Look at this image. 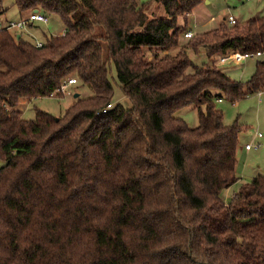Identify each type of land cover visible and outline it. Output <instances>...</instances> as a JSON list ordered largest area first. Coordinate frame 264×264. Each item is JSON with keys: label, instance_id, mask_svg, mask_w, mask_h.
<instances>
[{"label": "trees", "instance_id": "trees-1", "mask_svg": "<svg viewBox=\"0 0 264 264\" xmlns=\"http://www.w3.org/2000/svg\"><path fill=\"white\" fill-rule=\"evenodd\" d=\"M152 1L165 17L137 0H12L64 31L36 47L0 30V264H264V174L224 202L241 129L215 106L261 92L264 56L243 85L187 53L263 51L264 16L180 45L206 0ZM112 69L129 107L112 104ZM70 78L92 94L62 116L14 110L62 98ZM188 106L195 128L176 115Z\"/></svg>", "mask_w": 264, "mask_h": 264}, {"label": "rangeland", "instance_id": "rangeland-1", "mask_svg": "<svg viewBox=\"0 0 264 264\" xmlns=\"http://www.w3.org/2000/svg\"><path fill=\"white\" fill-rule=\"evenodd\" d=\"M208 3H207V2ZM200 3L189 17L185 24L186 30L190 29L195 34L210 31L218 28L222 21H227L229 15L237 19V23L242 24L248 19L260 18L264 16V0H206ZM138 6H145L147 15H154L158 17H165L166 13L162 6L157 5L150 0H137ZM2 11V12H1ZM27 13V12H26ZM23 14V16L26 15ZM19 12L15 6L12 5V0H5L0 8V22L4 23L6 19H17ZM48 23L35 24V28L31 30L33 38L44 42V35L48 36L59 35L64 30V24L60 18L55 15H47ZM179 25H183L182 19L178 20ZM95 34H103V29L100 26H95ZM14 33V32H13ZM19 35V34H18ZM20 36V35H19ZM23 38L32 43L28 35L23 34ZM180 45L187 42L182 35L180 36ZM176 48L171 49L168 53H174ZM188 56L191 60L198 65H215L228 74V76L235 81L245 85L255 72L256 60L262 59L263 56L258 58H249L240 62H219L220 55L217 54L211 58L207 57L204 52L198 54L188 51ZM105 56V49L104 55ZM0 71H5V68L0 66ZM110 80L112 81L114 94L112 104H123L126 107L130 106V102L124 97L121 92L119 83L116 79L114 69L110 73ZM65 93L62 98L58 97H42L32 100H21L19 105L14 109L21 113L25 120H34L36 110L44 111L53 117H60L64 114L65 110L71 106L77 97L92 94L88 87L74 84L65 88ZM215 106L223 114V123L225 126H239L241 131L239 134V145L237 150V166L236 176L238 181L223 191V200L228 203L239 191L242 185L248 184L256 176L264 174V88L261 93L258 92L247 94L241 99L231 101L223 98L221 103L216 102ZM179 118L183 119L190 128L198 126V114L196 108L188 106L181 109L176 114ZM261 133L262 137L257 140L255 134ZM251 142L252 144L259 143L260 147L245 151L244 145ZM4 164L0 160V167Z\"/></svg>", "mask_w": 264, "mask_h": 264}, {"label": "built area", "instance_id": "built-area-1", "mask_svg": "<svg viewBox=\"0 0 264 264\" xmlns=\"http://www.w3.org/2000/svg\"><path fill=\"white\" fill-rule=\"evenodd\" d=\"M249 1V0H246ZM48 23V19L47 17L39 11H32L28 14V16L26 18H22L16 21H5L4 23L0 22V30H7V31H11L14 33H20L23 30H26L29 26V24L32 23ZM229 25H234L236 23L235 18L232 15H229L226 21ZM184 38H191L193 36V33L191 31H187L183 34ZM33 43L36 47H41L42 46V42L33 39ZM264 56V49L263 51H257L255 53H242V52H238V51H229L227 54L225 55H221L219 58V62H227L228 60H231L233 62H240L242 60H246L249 58H258ZM76 84V80L74 78H70L67 81L66 87L69 85H74ZM66 87H63V89L65 90ZM222 99H218L217 102H221ZM112 107L111 104H108L103 110L102 112H106V110L110 109ZM256 136L258 138L262 137L261 133H257ZM260 144L256 143V144H252V143H247L244 145L245 150H251V149H255V148H259Z\"/></svg>", "mask_w": 264, "mask_h": 264}, {"label": "crops", "instance_id": "crops-1", "mask_svg": "<svg viewBox=\"0 0 264 264\" xmlns=\"http://www.w3.org/2000/svg\"><path fill=\"white\" fill-rule=\"evenodd\" d=\"M250 1V0H249ZM208 3V2H207ZM2 12V11H1ZM193 13V12H192ZM192 13L189 15V17L192 15ZM28 16V14L26 13V15L25 16H23V15H20L19 14V16H18V18L17 19H13V20H8V19H6V20H4V21H16V20H19V19H22V18H26ZM234 17V16H233ZM235 18V17H234ZM235 20H237L236 18H235ZM35 24H38V23H32V24H29V26H28V28L26 29V30H23V31H21L20 32V35L23 37V34H26V35H28L31 39L34 37L33 36V34H32V32H31V30L33 29V28H35ZM64 31V30H63ZM188 31H191V30H188ZM192 33H193V31H192ZM63 34V32L62 33H60L59 35H62ZM44 37H45V35H44ZM34 39V38H33ZM26 40V39H25ZM215 66H216V64H215ZM217 67V66H216ZM218 68V67H217ZM261 92H259V94H260ZM222 102V101H221ZM221 102H218V103H221ZM255 138L257 139V140H259V138L256 136V134H255ZM249 143H251V142H249ZM247 144V143H246ZM244 148V147H243ZM244 150H245V148H244ZM252 150V149H251ZM251 150H245V151H251Z\"/></svg>", "mask_w": 264, "mask_h": 264}, {"label": "water", "instance_id": "water-1", "mask_svg": "<svg viewBox=\"0 0 264 264\" xmlns=\"http://www.w3.org/2000/svg\"><path fill=\"white\" fill-rule=\"evenodd\" d=\"M207 2V1H206ZM36 11V10H35ZM20 36L19 35H17V38H19ZM78 95L77 94H75V97H77Z\"/></svg>", "mask_w": 264, "mask_h": 264}, {"label": "bare ground", "instance_id": "bare-ground-1", "mask_svg": "<svg viewBox=\"0 0 264 264\" xmlns=\"http://www.w3.org/2000/svg\"><path fill=\"white\" fill-rule=\"evenodd\" d=\"M70 86V85H69Z\"/></svg>", "mask_w": 264, "mask_h": 264}]
</instances>
